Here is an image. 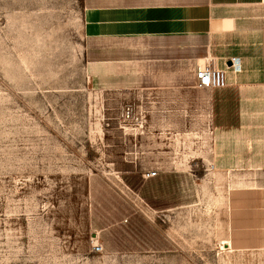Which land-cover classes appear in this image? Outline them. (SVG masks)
<instances>
[{"label": "rangeland", "instance_id": "1", "mask_svg": "<svg viewBox=\"0 0 264 264\" xmlns=\"http://www.w3.org/2000/svg\"><path fill=\"white\" fill-rule=\"evenodd\" d=\"M89 21L81 0H0V264H264V233L237 232L264 168V4L212 35L241 64L223 90L183 59L110 62Z\"/></svg>", "mask_w": 264, "mask_h": 264}, {"label": "crops", "instance_id": "2", "mask_svg": "<svg viewBox=\"0 0 264 264\" xmlns=\"http://www.w3.org/2000/svg\"><path fill=\"white\" fill-rule=\"evenodd\" d=\"M262 4L264 0H81L93 38L108 41L110 62L119 53L117 49H122L119 55H124V61L132 55L134 65L140 64L137 58H141L147 65L174 68L183 59L189 63L190 73L204 61L223 68L229 58L213 62V33L233 10ZM210 108L215 112L216 105L211 102ZM237 197L238 234L245 231L241 217L249 222V230L264 233V168L243 181ZM159 236L153 237L158 240ZM160 250L165 251L163 247Z\"/></svg>", "mask_w": 264, "mask_h": 264}, {"label": "built area", "instance_id": "3", "mask_svg": "<svg viewBox=\"0 0 264 264\" xmlns=\"http://www.w3.org/2000/svg\"><path fill=\"white\" fill-rule=\"evenodd\" d=\"M227 62L230 63L229 66L226 65ZM228 70L233 73L239 72L241 70L240 60L236 57H231L223 63V68L216 67L212 62L207 63L202 68H198L194 71L193 76L195 85L199 89L223 90L227 86L226 71ZM155 175V172H148L143 176V178L149 179ZM92 252L95 254H101L102 247L97 243H94L92 246Z\"/></svg>", "mask_w": 264, "mask_h": 264}, {"label": "bare ground", "instance_id": "4", "mask_svg": "<svg viewBox=\"0 0 264 264\" xmlns=\"http://www.w3.org/2000/svg\"><path fill=\"white\" fill-rule=\"evenodd\" d=\"M94 238V237H93ZM94 240V239H93ZM228 246V243H225L223 241H220L219 243V247H220V250H224L226 249L225 247Z\"/></svg>", "mask_w": 264, "mask_h": 264}, {"label": "water", "instance_id": "5", "mask_svg": "<svg viewBox=\"0 0 264 264\" xmlns=\"http://www.w3.org/2000/svg\"><path fill=\"white\" fill-rule=\"evenodd\" d=\"M226 65H227V66H229V65H230V63H229V62H227V63H226Z\"/></svg>", "mask_w": 264, "mask_h": 264}]
</instances>
